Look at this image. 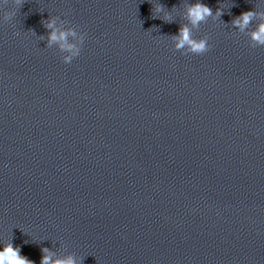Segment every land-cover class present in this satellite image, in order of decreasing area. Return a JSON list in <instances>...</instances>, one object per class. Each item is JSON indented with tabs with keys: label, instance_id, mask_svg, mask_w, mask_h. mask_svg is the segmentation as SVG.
Instances as JSON below:
<instances>
[{
	"label": "water",
	"instance_id": "water-1",
	"mask_svg": "<svg viewBox=\"0 0 264 264\" xmlns=\"http://www.w3.org/2000/svg\"><path fill=\"white\" fill-rule=\"evenodd\" d=\"M186 2L0 6V242L33 264L44 247L81 264H264V46L231 25L264 0H202L225 12L193 30L200 55L171 39ZM53 19L84 35L71 63Z\"/></svg>",
	"mask_w": 264,
	"mask_h": 264
},
{
	"label": "clouds",
	"instance_id": "clouds-1",
	"mask_svg": "<svg viewBox=\"0 0 264 264\" xmlns=\"http://www.w3.org/2000/svg\"><path fill=\"white\" fill-rule=\"evenodd\" d=\"M8 2L9 0H0V6L7 5ZM13 2L19 5L21 0H13ZM185 8L187 23L180 25L178 32L171 37L174 48L177 51L183 50L185 53L203 54L209 47L208 38L206 36L199 39L195 38L193 30L198 29L209 18L213 20L220 19L225 12L224 5L221 3L214 12L202 0H195L194 3L186 2ZM15 15V10L4 12L2 19L3 21H8ZM152 17L153 19H160L166 23L173 22L171 11H168L165 5L159 3H156L152 8ZM257 17L260 18V22L249 31V26ZM231 25L236 31L248 35L251 47L264 46V12H257L255 10L243 12L231 20ZM45 26L51 29L49 44H58L60 50L67 53V55L62 57L64 63H71L75 57L79 56L81 51L80 45L84 41V35L82 33L78 34L72 29L67 31L61 30L56 26V20L54 19L50 20ZM68 36L74 37L76 43H69L67 40ZM41 252L40 264H81L79 260L72 256L58 257L47 247L42 248ZM0 264H33V261L22 255L21 249L14 247L11 240H9L8 242H0Z\"/></svg>",
	"mask_w": 264,
	"mask_h": 264
}]
</instances>
